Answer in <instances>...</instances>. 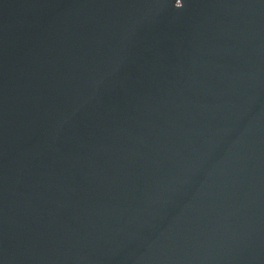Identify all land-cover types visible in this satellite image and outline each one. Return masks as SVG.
<instances>
[{
	"label": "water",
	"instance_id": "95a60500",
	"mask_svg": "<svg viewBox=\"0 0 264 264\" xmlns=\"http://www.w3.org/2000/svg\"><path fill=\"white\" fill-rule=\"evenodd\" d=\"M0 264H264V0H0Z\"/></svg>",
	"mask_w": 264,
	"mask_h": 264
}]
</instances>
